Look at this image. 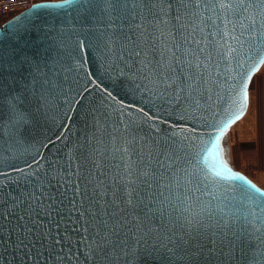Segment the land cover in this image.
I'll use <instances>...</instances> for the list:
<instances>
[{
	"label": "water",
	"instance_id": "1",
	"mask_svg": "<svg viewBox=\"0 0 264 264\" xmlns=\"http://www.w3.org/2000/svg\"><path fill=\"white\" fill-rule=\"evenodd\" d=\"M109 2L0 25V264H264V189L225 145L264 21L238 0Z\"/></svg>",
	"mask_w": 264,
	"mask_h": 264
},
{
	"label": "crops",
	"instance_id": "2",
	"mask_svg": "<svg viewBox=\"0 0 264 264\" xmlns=\"http://www.w3.org/2000/svg\"><path fill=\"white\" fill-rule=\"evenodd\" d=\"M41 1L60 0H36ZM225 145L234 169L264 189V65L250 83L245 113L228 132Z\"/></svg>",
	"mask_w": 264,
	"mask_h": 264
},
{
	"label": "snow or ice",
	"instance_id": "3",
	"mask_svg": "<svg viewBox=\"0 0 264 264\" xmlns=\"http://www.w3.org/2000/svg\"><path fill=\"white\" fill-rule=\"evenodd\" d=\"M72 2V0H63L62 4H53V5H44L45 7H62L64 5H68ZM106 3H110L109 0H105ZM113 4V3H112ZM232 7V5L225 3L224 0H220V8L225 9ZM235 7L243 8L244 12L246 13V16L243 19H247L249 23H255L257 21H264V0H257L256 3H245V0H238V3L235 5ZM225 28H224V36L227 37L229 35L228 32V26L232 24L233 27L235 25L232 23V21L226 20L225 22ZM243 21H241V27H243ZM261 28L264 29V23L261 24ZM261 35H264V32H261ZM232 39L234 41H237L238 38L233 36ZM199 43V42H197ZM218 47L219 41H217ZM201 52L204 51L203 48L200 50ZM234 49L228 45L227 51L224 53L225 57H229ZM196 63H202V61L199 60V57L196 58ZM205 67H207V64H205ZM189 92H191L192 85H188ZM179 98V97H178ZM188 103L190 108H198L199 107V101L195 99L194 96L189 95L188 97ZM77 192H79V186H77Z\"/></svg>",
	"mask_w": 264,
	"mask_h": 264
},
{
	"label": "built area",
	"instance_id": "4",
	"mask_svg": "<svg viewBox=\"0 0 264 264\" xmlns=\"http://www.w3.org/2000/svg\"><path fill=\"white\" fill-rule=\"evenodd\" d=\"M36 0H0V20L5 22L10 18L29 9Z\"/></svg>",
	"mask_w": 264,
	"mask_h": 264
}]
</instances>
